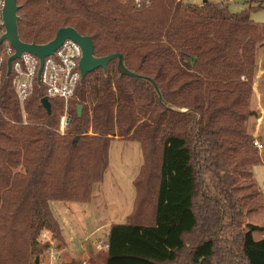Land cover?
Instances as JSON below:
<instances>
[{
	"label": "trees",
	"instance_id": "trees-1",
	"mask_svg": "<svg viewBox=\"0 0 264 264\" xmlns=\"http://www.w3.org/2000/svg\"><path fill=\"white\" fill-rule=\"evenodd\" d=\"M247 2L233 13L225 4L184 0H18L22 41L46 44L73 27L92 38L97 56L122 53L131 70L156 81L164 99L149 82L121 75L114 60L107 74L102 68L88 73L70 101L51 99L50 111L36 84L24 105L25 123L13 76L3 78L0 264H40L49 249L38 240L44 228L56 231L62 245L50 202H88L104 178L114 139L139 142L146 160L161 150L155 209L151 218L141 209L138 222L113 224L108 249L92 264H176L186 250L183 264L225 260L217 259L218 219L208 211L212 205L213 214L232 224L242 218L245 197L235 194L253 187L257 196L253 169L264 164L249 130L259 115L251 104L256 53L264 45V22L250 15L263 0ZM65 110L72 121L60 134ZM263 229L247 223L238 237L226 238L225 264H264V238L254 237ZM198 232L201 240L189 248L187 235Z\"/></svg>",
	"mask_w": 264,
	"mask_h": 264
},
{
	"label": "rangeland",
	"instance_id": "rangeland-1",
	"mask_svg": "<svg viewBox=\"0 0 264 264\" xmlns=\"http://www.w3.org/2000/svg\"><path fill=\"white\" fill-rule=\"evenodd\" d=\"M185 2L201 5L205 2L225 4L233 13H239L249 6L247 0H184ZM250 18L255 22H264V0L262 7L251 12ZM257 68L254 76V92L252 96V108L258 110L259 115L249 121V130L254 137L264 143V45L260 46L256 53ZM262 155L263 151H258ZM161 166V150H157L151 158L145 159L140 143L137 141H125L121 139L112 140L109 148V165L101 182L94 185L90 200L81 201H51L50 208L54 218L60 227L62 245L60 246L63 262L73 261L77 263L81 258L104 251L108 240V232L112 223L138 222L135 218L141 209L145 211L146 217L151 218L154 214V194L159 183V171ZM136 182V186L134 184ZM264 185L262 184V187ZM258 185L257 196L255 188L247 187L238 191L235 198L245 197L242 205V218L236 219L232 224L228 218L221 214H213L211 205L208 216L216 221L218 219L217 255L218 260L223 259L221 264L229 258L228 249L230 245L225 243L226 238L238 237L239 232L247 223L264 225V193ZM137 192V194H136ZM201 197H199V201ZM148 201V207H143ZM92 207L95 208L92 210ZM69 222L76 224L77 234L80 237V244L72 247L71 242L65 240L66 218ZM217 219L215 220L213 217ZM71 219V220H70ZM111 219L110 221H108ZM220 220V221H219ZM99 222H104L99 225ZM64 226V227H63ZM38 240L43 242L42 233ZM216 229V230H217ZM52 230V229H49ZM55 236L56 231L52 230ZM71 234V233H70ZM234 236V237H233ZM200 233L187 235L188 247L200 241ZM57 242V239H56ZM239 240L232 248L235 252L239 250ZM86 246V249L83 248ZM188 250L182 255L181 261L176 264H183L186 260ZM100 257V256H99ZM98 257V258H99ZM40 264H49V252L43 250L40 257ZM34 264V263H33Z\"/></svg>",
	"mask_w": 264,
	"mask_h": 264
},
{
	"label": "built area",
	"instance_id": "built-area-1",
	"mask_svg": "<svg viewBox=\"0 0 264 264\" xmlns=\"http://www.w3.org/2000/svg\"><path fill=\"white\" fill-rule=\"evenodd\" d=\"M3 6L4 0H0V18L2 24ZM4 33L5 28L3 26V29H0V37ZM15 52V48L9 41H5L0 46V84L5 76L7 78L8 60ZM81 58L82 49L73 40H67L53 55L45 58L40 86H43L46 97L50 102L51 99H60L68 102L74 98L78 86L81 83ZM40 67V58L28 52L23 53L20 58L12 62V69L8 78L13 76V86L19 103L23 107V111L26 101L34 92L36 84H38ZM71 121V114L68 110H65L60 118L58 132L65 134L68 131ZM24 122L27 123L26 114L24 115ZM253 144L258 151L264 150V143L257 137H254ZM262 191L264 193V187ZM42 239L49 243V264H66V262H63L60 247L57 245L52 230L46 229L43 231ZM104 249H108V241ZM97 253L81 258L76 264H92L91 258Z\"/></svg>",
	"mask_w": 264,
	"mask_h": 264
},
{
	"label": "water",
	"instance_id": "water-1",
	"mask_svg": "<svg viewBox=\"0 0 264 264\" xmlns=\"http://www.w3.org/2000/svg\"><path fill=\"white\" fill-rule=\"evenodd\" d=\"M19 9L20 6L18 5V0H4L2 18L5 33L0 37V46L5 41H9L16 50L15 54L12 55L8 60L7 78L11 73L12 62L20 58L23 53L28 52L38 56L41 60V67L38 76V85H40L41 73L45 58L53 55L67 40H73L82 49V58L80 62L82 74L81 83H83L88 73H91L98 68H102L105 74H107L109 64L114 60H118V70L121 75L149 82L153 86L160 100L163 101L164 97L162 91L153 78L131 70L127 66L125 56L122 53H114L102 57L97 56L95 54V46L92 38L90 36L82 35L77 29L73 27L61 28L58 31L56 37L46 44L26 43L22 41L18 31V21L20 20L18 15ZM41 104L48 111L51 110V102L46 96L42 98ZM171 109L181 113L190 112V109L182 106H172ZM82 110L83 106L79 105L77 107L78 116L82 115Z\"/></svg>",
	"mask_w": 264,
	"mask_h": 264
},
{
	"label": "crops",
	"instance_id": "crops-1",
	"mask_svg": "<svg viewBox=\"0 0 264 264\" xmlns=\"http://www.w3.org/2000/svg\"><path fill=\"white\" fill-rule=\"evenodd\" d=\"M255 136V135H254ZM253 171H254V177H255V179H256V181H257V183H258V185L259 186H261L262 187V184L264 185V164H260V165H256L255 167H254V169H253ZM264 187V186H263ZM262 187V188H263ZM96 208V207H95ZM95 208H93L92 207V210H94ZM64 215H65V217L64 218H66V224H65V226H66V230H65V240H66V242L68 243V242H71V246L72 247H74V246H77V245H79L80 244V237H76V234H77V232H78V228H77V226H76V224H71L68 220H69V218H68V215L66 214V213H64ZM71 220V219H70ZM111 219H109L108 221H110ZM104 222H99L98 224L99 225H101V224H103ZM113 224H115V223H112L111 225H110V227L113 225ZM259 226H262L263 228H264V225H261V224H259ZM64 227V226H63ZM109 232H110V229H109ZM109 232H108V238H109ZM71 233V234H70ZM254 237H255V239H257V240H259V239H263L264 238V229L263 230H261V231H256V232H254ZM108 241V240H107ZM82 242H81V244H80V246H82ZM83 248L84 249H86V246L85 245H83Z\"/></svg>",
	"mask_w": 264,
	"mask_h": 264
}]
</instances>
